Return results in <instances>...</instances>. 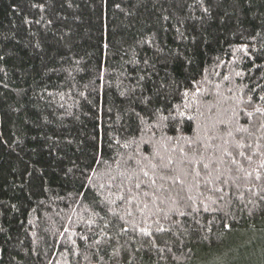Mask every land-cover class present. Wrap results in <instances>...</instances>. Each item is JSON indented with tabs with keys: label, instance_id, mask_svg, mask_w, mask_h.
I'll list each match as a JSON object with an SVG mask.
<instances>
[{
	"label": "trees",
	"instance_id": "trees-1",
	"mask_svg": "<svg viewBox=\"0 0 264 264\" xmlns=\"http://www.w3.org/2000/svg\"><path fill=\"white\" fill-rule=\"evenodd\" d=\"M262 96L264 0H0V264H208L264 232ZM161 157L183 183L124 204Z\"/></svg>",
	"mask_w": 264,
	"mask_h": 264
},
{
	"label": "snow or ice",
	"instance_id": "snow-or-ice-1",
	"mask_svg": "<svg viewBox=\"0 0 264 264\" xmlns=\"http://www.w3.org/2000/svg\"><path fill=\"white\" fill-rule=\"evenodd\" d=\"M245 54H247L246 50H245ZM237 75H239V73ZM184 95L187 96L188 93L185 92ZM260 99L264 100V96L260 97ZM242 111H243V109H242ZM255 111L259 112L262 116H264V110H262L260 108H256ZM246 114L249 115V116L252 115V113H246ZM181 116H183V113H181ZM162 119L167 120L169 118L168 117H162ZM188 119L191 120L192 117H188ZM176 123H178V121ZM172 127H173L174 130H177V131L179 130V129H176L175 123L172 125ZM261 128H264V123L261 124ZM240 130L241 131H247L246 129H240ZM229 135H231V132H229ZM237 147L243 148V147H245V145L244 144H240L238 142L237 143ZM247 147L251 148L252 145H247ZM182 155L186 156V154H184V153H182ZM225 155H228V153H225ZM239 155L240 156H244L245 154H244V152L241 151V152H239ZM246 159H248L249 162H251L250 157H246ZM174 163H175V161L171 157H168V158L161 157L159 164H153L152 165V176L149 175L148 171L141 169V174L142 175L134 173L133 176L127 177L128 180H129V183L131 184V186L128 187L127 189H124L123 188V182H122L121 183V188H122V193L123 194H121L118 198L124 204L131 205L134 201L140 199L141 193H142L143 197H148L150 193H149V191L147 189H152V188L155 187L157 192H168L169 189L164 188L163 184H160L157 187V180L155 178H153V177H155L158 174L157 170L160 171L159 179L161 181L171 180L172 184L170 185V188H174L175 185L182 184L183 183V179H182L183 170L179 169L177 167H172V165ZM180 163L183 164V163H185V161L181 160ZM188 163H191V160H189ZM231 163L232 164H236V160L233 158ZM204 167L207 168L208 166L204 165ZM259 167L264 169V162H262L259 165ZM239 170L244 171L243 169H239ZM69 171H71V170H69ZM122 175H124V173H122ZM197 175H199V173H197ZM246 175L250 177L252 175V173L251 172H246ZM142 177L148 178V182L145 183L144 180L142 179ZM261 178L262 177H261L260 173L257 172V175H256L255 179L260 180ZM101 187H103V185ZM217 191H221V189H217ZM152 195L154 197V200H153L154 203H155V200L160 199L159 196L155 195V192H153ZM175 195L177 197H179V192L177 191L175 193ZM168 198L171 199L172 197L169 196ZM189 199H191V198L189 197ZM161 202H163V201H161ZM143 207L145 209L148 208V204L144 203ZM193 210H195V209H193ZM177 211H179V215H181V216L185 215L184 211L179 210V209H177ZM114 214H116V213H114ZM127 215L131 216L132 212L131 211H127ZM165 218H167V214H165ZM120 219L123 220V217H120ZM125 223H127V221H125ZM155 223L159 226V221H155ZM124 230L126 231V229H124ZM158 230L159 231H164V229L162 227H158ZM140 231L144 235H150V233L148 232L146 226L145 227H140Z\"/></svg>",
	"mask_w": 264,
	"mask_h": 264
},
{
	"label": "rangeland",
	"instance_id": "rangeland-1",
	"mask_svg": "<svg viewBox=\"0 0 264 264\" xmlns=\"http://www.w3.org/2000/svg\"><path fill=\"white\" fill-rule=\"evenodd\" d=\"M207 263L264 264V232L251 234L241 231L230 235L225 246Z\"/></svg>",
	"mask_w": 264,
	"mask_h": 264
}]
</instances>
